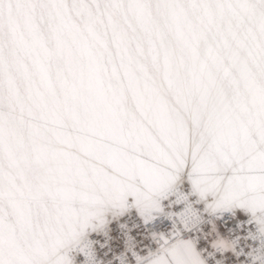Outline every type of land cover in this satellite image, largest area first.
<instances>
[{
	"label": "rangeland",
	"instance_id": "rangeland-1",
	"mask_svg": "<svg viewBox=\"0 0 264 264\" xmlns=\"http://www.w3.org/2000/svg\"><path fill=\"white\" fill-rule=\"evenodd\" d=\"M181 182L264 230V0H0V264Z\"/></svg>",
	"mask_w": 264,
	"mask_h": 264
},
{
	"label": "built area",
	"instance_id": "built-area-1",
	"mask_svg": "<svg viewBox=\"0 0 264 264\" xmlns=\"http://www.w3.org/2000/svg\"><path fill=\"white\" fill-rule=\"evenodd\" d=\"M188 241L202 264H264V230L254 216L210 210L190 182L163 189L154 211L125 214L80 239L75 264H142Z\"/></svg>",
	"mask_w": 264,
	"mask_h": 264
},
{
	"label": "crops",
	"instance_id": "crops-1",
	"mask_svg": "<svg viewBox=\"0 0 264 264\" xmlns=\"http://www.w3.org/2000/svg\"><path fill=\"white\" fill-rule=\"evenodd\" d=\"M142 264H202L192 245L188 241L179 242L165 253Z\"/></svg>",
	"mask_w": 264,
	"mask_h": 264
},
{
	"label": "bare ground",
	"instance_id": "bare-ground-1",
	"mask_svg": "<svg viewBox=\"0 0 264 264\" xmlns=\"http://www.w3.org/2000/svg\"><path fill=\"white\" fill-rule=\"evenodd\" d=\"M209 208V207H208ZM211 210V208H209Z\"/></svg>",
	"mask_w": 264,
	"mask_h": 264
}]
</instances>
